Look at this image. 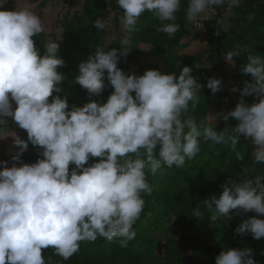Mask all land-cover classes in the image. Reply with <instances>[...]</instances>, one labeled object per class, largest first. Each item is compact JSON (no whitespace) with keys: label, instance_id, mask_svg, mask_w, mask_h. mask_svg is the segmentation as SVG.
Here are the masks:
<instances>
[{"label":"clouds","instance_id":"9594fccd","mask_svg":"<svg viewBox=\"0 0 264 264\" xmlns=\"http://www.w3.org/2000/svg\"><path fill=\"white\" fill-rule=\"evenodd\" d=\"M6 0H0V7ZM182 0H117L122 10L121 30L132 32L145 11L161 22L158 31L174 35ZM238 0H188L186 20L200 30L214 6ZM107 22L97 19L93 27L99 32ZM46 27L40 16L28 8L0 11V127L11 118L27 132V141L11 133L21 152L29 142L39 147L35 163L12 157V167L0 170V264H50L43 254L53 249L63 260L80 250L81 242L98 238L118 239L126 248L136 238L133 225L145 206L142 193L151 195L146 168L153 175L161 168H181L201 152V138L206 143L228 144L235 149L240 137L251 138L253 164L264 165V58L248 55L242 72L252 77L241 92L234 110L223 116L239 123L217 132L212 126L198 125L189 108L199 103L202 85L185 66L176 73L162 74L147 70L141 76L126 74L118 67L133 48L130 37L120 42V51L95 49L78 66L74 84L91 96H101L107 84L114 89L106 103L88 102L82 107L69 104L67 95H59L65 75L58 69L65 61L58 55L59 45L48 42L36 47L34 37ZM246 49L229 51L233 58ZM207 88L213 94L221 90V81L209 78ZM237 91L236 88L232 89ZM55 93V95H54ZM134 93V96H133ZM258 102L247 105L243 97ZM51 98V100H50ZM13 102L16 107L13 109ZM216 116V115H215ZM217 119V116H216ZM98 158V162H88ZM237 159L243 156L237 152ZM21 166H16L17 164ZM71 167L70 170V166ZM222 194L203 201L212 215L231 220L230 213L254 212L264 216V175L230 179ZM192 215H202L200 206ZM251 233L253 239L264 238V220L255 216L243 220L235 234ZM215 264H257L251 249H226Z\"/></svg>","mask_w":264,"mask_h":264},{"label":"trees","instance_id":"16d2710c","mask_svg":"<svg viewBox=\"0 0 264 264\" xmlns=\"http://www.w3.org/2000/svg\"><path fill=\"white\" fill-rule=\"evenodd\" d=\"M260 1L247 0L235 8L222 7L217 16H210L203 21L204 27L200 30L186 20L188 0H182L175 21L180 27L174 35L169 36L158 31L162 26L161 22L146 10L132 32H125L112 42H108L107 39L109 32L115 34L116 23L123 14L117 0H88L82 7L83 13L75 16L58 11L54 4L50 10L55 11L54 20L63 30V42L58 44V55L65 61V66L58 69L65 75V81L60 85L63 91L59 95L61 98L67 95L69 110L73 105L82 107L92 101L106 103L114 91L107 81H105L107 87L101 96L91 97L85 89L72 81L78 75L79 63L94 55L96 48L105 47V51L112 49L118 51L121 40L127 35L133 48L126 59L121 57L118 62V67L126 74H134L125 66L129 57L135 54L134 48L140 49L141 46L148 45L146 56L162 59L167 68L165 74L176 73L178 76L180 70L188 66L192 68L193 75L198 81L207 83L209 78L219 79L216 58L222 54L226 55L229 51L246 49L240 56L233 58V74L230 76L233 88L237 89L235 95L240 102L246 82H254L250 75L242 72L247 63V56L257 54L264 58V8ZM41 9L47 10L44 4L39 7L38 12ZM232 9L236 11L229 24L224 31H218V22L221 23L226 12ZM37 14L41 17L45 11ZM249 15H252L251 19H248ZM99 18L107 22L105 29L100 32L93 27ZM192 35L201 38L206 45V50L210 54L209 70L200 69L196 57L189 55L183 47L184 41ZM48 37L50 36L46 32L34 37L41 54ZM155 69L156 65L150 70ZM199 96L196 109L193 111L190 106L186 115L194 117L198 125H213L217 132L229 129L231 134L230 129H234L239 121L236 123L225 121L223 118L213 119L209 112L213 107L220 109L224 102L230 101L232 92L223 91L221 88L213 94L208 89L205 93H199ZM243 100L249 106L258 102L253 96H245ZM20 138L27 141V132L23 129ZM40 151L39 147L29 142L27 151L21 152L20 149V160L26 164L35 163L42 158ZM237 152L243 156L242 160L237 159ZM15 155L17 153L13 155L3 153L0 162H7V167L10 168L12 157ZM253 159L251 138L245 140L241 136L240 144L235 149H232L230 143L213 144L211 141L205 143L201 138V152L195 158L187 160L183 167L168 168L162 165L155 175L146 168L147 179L153 192L151 195L142 193L145 201L144 210L132 229L136 232V238L130 241L126 248L119 246L118 239L109 241L98 238L95 242H81L80 250L67 261L56 255L51 248L45 250L43 254L50 264H215V258L221 251L234 248L251 249L252 258L257 264H264V238L253 239L251 233L235 234V229L243 220L253 216L264 220V216L243 211L237 214L234 211L230 213L233 217L231 220L221 217L211 223L209 219L212 213L203 205V201L213 195L219 198L223 190L221 186L230 179L264 175V165H254ZM95 162H98V158H93L88 163ZM4 166L0 163V170H3ZM16 166L21 165L18 163ZM71 167L74 165L70 166V170ZM198 205L202 215L194 217L193 208ZM146 225L149 227V233L142 239L139 231Z\"/></svg>","mask_w":264,"mask_h":264},{"label":"rangeland","instance_id":"374dc122","mask_svg":"<svg viewBox=\"0 0 264 264\" xmlns=\"http://www.w3.org/2000/svg\"><path fill=\"white\" fill-rule=\"evenodd\" d=\"M52 1L54 2L52 4ZM88 0H6V2L3 3V6L0 7V11H14L18 10L20 8H28L29 10L35 12L36 14L42 11H45V14L42 15L40 18L43 21L45 27H46V34H48L50 37L47 38L46 44L48 42H55L58 44H61L63 42V30L59 27V25L56 24L54 20V13L55 11L50 10L53 9V6L55 4V7L57 6L58 11H62L64 14L69 16H75L77 14L83 13V6ZM263 8H264V0H261L259 2ZM258 3V4H259ZM44 4V8L47 10L41 9L39 12V7ZM17 5V7L15 6ZM237 7V6H235ZM232 7V8H235ZM236 9H232V11H227L224 15V19L221 23L218 22V31H224L223 29L229 24V20L232 19V17L235 14ZM252 15H249L248 19H251ZM120 21V18H119ZM111 25L108 23V26ZM111 27V26H109ZM122 26L119 25V22L116 23V29L115 34L112 32H109L108 36V42L115 41L116 39H119L120 36L125 33L121 30ZM194 34V33H192ZM119 36V37H118ZM183 47L186 49L189 55H192L193 57H196L197 60V66L200 69L203 70H209L211 68L210 63V54L206 50V45L201 41V38L199 37H193L190 36L184 41ZM148 45H143L138 49L137 47L134 48V55L129 57V59L126 61L125 66H128V70H131L134 72L136 76H141L145 73V71L150 70L152 66L156 65L155 70H159L162 74H165L167 71L166 64L162 59H153L151 57H147L145 52L148 50ZM120 49L117 51L119 52ZM140 52L141 55H140ZM145 54V55H144ZM225 55V54H224ZM224 55H220L218 58H216V68H217V75L219 76V80L221 81V88L223 91H230L232 92L231 100L228 102H224L223 105L218 108H212L209 112L211 117L213 119L223 118L224 115H226L229 111H232L235 109L237 104L239 103V100L237 99V96L235 95V92L232 91L233 89V83L230 80L231 74H233V67L234 63L229 64L226 62ZM201 85V91L200 93H205L209 88H207V83L198 81ZM16 105L13 102V109H15ZM216 115V116H215ZM8 120L7 127H0V157L3 153H10V154H16L20 152V148L15 145L14 138L11 135V133H15L17 136L21 137V129L19 126L11 119L6 118ZM235 121L238 123V121L235 118L229 117L228 122ZM148 225V224H147ZM146 225V226H147ZM141 227L139 234L142 239L146 236L147 233H149V227L147 226ZM142 243V242H141ZM144 244V243H142Z\"/></svg>","mask_w":264,"mask_h":264},{"label":"built area","instance_id":"2783aa9c","mask_svg":"<svg viewBox=\"0 0 264 264\" xmlns=\"http://www.w3.org/2000/svg\"><path fill=\"white\" fill-rule=\"evenodd\" d=\"M107 1H108V0H107ZM245 1H247V0H238V3H237L236 5H234V6H231V7L239 6L240 4H242V3L245 2ZM222 7H225V8H231V7H229L227 4L214 6L213 11H212V13H211V16H212V17L217 16L218 11H219ZM119 25H121V24H120V21H119Z\"/></svg>","mask_w":264,"mask_h":264},{"label":"water","instance_id":"95a60500","mask_svg":"<svg viewBox=\"0 0 264 264\" xmlns=\"http://www.w3.org/2000/svg\"><path fill=\"white\" fill-rule=\"evenodd\" d=\"M134 50H135V49H134ZM139 53H142V52L139 51Z\"/></svg>","mask_w":264,"mask_h":264}]
</instances>
